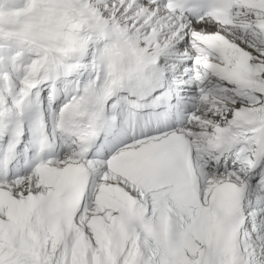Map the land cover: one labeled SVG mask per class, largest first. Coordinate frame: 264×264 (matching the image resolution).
Listing matches in <instances>:
<instances>
[{"label":"snow or ice","instance_id":"1","mask_svg":"<svg viewBox=\"0 0 264 264\" xmlns=\"http://www.w3.org/2000/svg\"><path fill=\"white\" fill-rule=\"evenodd\" d=\"M0 264H264V0L0 3Z\"/></svg>","mask_w":264,"mask_h":264},{"label":"bare ground","instance_id":"2","mask_svg":"<svg viewBox=\"0 0 264 264\" xmlns=\"http://www.w3.org/2000/svg\"><path fill=\"white\" fill-rule=\"evenodd\" d=\"M0 3L5 4L7 7H18L20 0H0Z\"/></svg>","mask_w":264,"mask_h":264}]
</instances>
